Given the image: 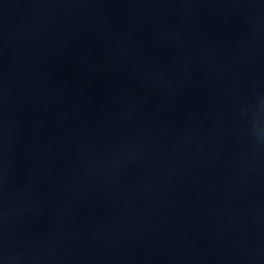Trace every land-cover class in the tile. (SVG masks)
Masks as SVG:
<instances>
[{"label":"water","instance_id":"1","mask_svg":"<svg viewBox=\"0 0 264 264\" xmlns=\"http://www.w3.org/2000/svg\"><path fill=\"white\" fill-rule=\"evenodd\" d=\"M0 264H264V0H0Z\"/></svg>","mask_w":264,"mask_h":264}]
</instances>
